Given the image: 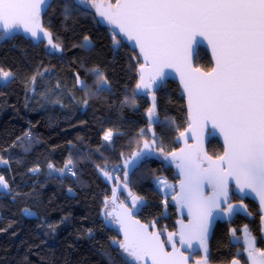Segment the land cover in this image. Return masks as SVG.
Listing matches in <instances>:
<instances>
[{
  "label": "trees",
  "instance_id": "obj_1",
  "mask_svg": "<svg viewBox=\"0 0 264 264\" xmlns=\"http://www.w3.org/2000/svg\"><path fill=\"white\" fill-rule=\"evenodd\" d=\"M42 19L58 50L46 39L0 38V68L13 74L7 83L0 81V176L9 184L0 190V264H125V259L136 264L112 243L121 237L107 208L114 188L123 202L131 200V192L142 200L135 206L138 219L160 232H175L176 207L154 180H178L159 154L178 148L176 138L189 123L185 98L178 83L168 80L155 90V115L149 117L153 97L136 90L140 57L100 22L92 4L53 0ZM195 65L213 67L205 48ZM94 70L106 77V85ZM109 130L112 139L105 141ZM143 150L146 155L132 167ZM208 151L221 156L220 140L210 139ZM70 160L73 171L65 167ZM245 203L250 217L239 213L216 225L212 263L241 259L245 226L261 241L259 207Z\"/></svg>",
  "mask_w": 264,
  "mask_h": 264
},
{
  "label": "snow or ice",
  "instance_id": "obj_2",
  "mask_svg": "<svg viewBox=\"0 0 264 264\" xmlns=\"http://www.w3.org/2000/svg\"><path fill=\"white\" fill-rule=\"evenodd\" d=\"M89 3L91 0H79L78 6ZM45 4L51 7L50 0H0V26L4 30L0 38L22 28L32 38L41 42L46 39L51 48L58 50L59 45L53 44L51 33L40 23ZM94 7L101 17L135 40L145 62L151 64L148 81H145L144 67L139 69L137 92L151 89L164 75V67L183 64L186 71L181 75V82L188 95L189 116L193 123L211 121L224 135L225 151L216 160L202 158L199 147L181 150L171 158L164 157L175 161L180 170L183 179L179 202L187 206L193 217L187 225L181 222V243L191 247L195 240L204 252V259L197 264H207L211 212L226 210L231 215L236 207L227 204L226 209L220 208L221 201L227 202L228 178H234L241 191L245 188L254 191L264 206V0H117L103 11L100 9L104 5ZM64 11L67 14V7ZM196 34L206 36L212 45L216 67L211 72H201L187 62L188 45ZM97 76L100 85L107 84L102 73L97 71ZM10 77L11 72L0 68V79L7 81ZM35 79L33 76V83ZM154 101L153 95L149 117L155 115ZM112 135L111 130L107 131L104 140L111 141ZM149 147L145 142L144 148ZM202 159L207 160L206 168L202 167ZM71 164L70 160L65 167ZM97 167L105 177L111 178L104 168ZM124 175L127 179V173ZM205 181L213 188L212 196L203 195ZM158 183L166 188L173 187L166 181ZM0 187H8L3 176H0ZM121 187L127 190L128 185L124 183ZM128 195L133 207L142 203L141 198L133 197L131 192ZM115 199L114 188L113 203ZM107 205L106 199L105 207ZM25 213L28 214L27 209ZM117 222L124 230V240L112 243L120 250L122 258L146 260L150 264H186L187 257L174 254L175 245L173 253L166 252L159 235L150 233L147 225L133 221L127 209L123 216H117ZM243 232L247 258L252 264H264V252L257 253L255 239L247 226ZM171 239L172 234H169ZM125 264H129L127 259ZM232 264H239V261L234 260Z\"/></svg>",
  "mask_w": 264,
  "mask_h": 264
},
{
  "label": "water",
  "instance_id": "obj_3",
  "mask_svg": "<svg viewBox=\"0 0 264 264\" xmlns=\"http://www.w3.org/2000/svg\"><path fill=\"white\" fill-rule=\"evenodd\" d=\"M52 1L53 0H50V3ZM75 1L79 2V0H75ZM93 1H94V5H104V8L100 9L101 11L105 10L106 6L108 4L115 5L117 2V0H114V1L113 0H93ZM49 8L50 7H48V5L45 4L43 6V10L41 12L40 23H41V26L45 30H47V29L44 27L42 17H43V15H45L47 13V10ZM95 11H96L97 16L99 17L100 22H102L105 26H107L111 30H113V32L118 37H120L123 42H125L129 47H131V49L133 51L137 52L138 57H140V60L142 63L141 66H143L145 69V81H148L149 80V72L152 70V66H151V64L145 62V60L143 58V54L140 52L139 45L136 43V41L133 39H129L123 32H121L119 30L118 27L109 23L105 18L101 17L99 15V12L97 11L96 7H95ZM3 32H4L3 27L0 26V33H3ZM16 34L22 35L25 38H30L32 40L38 41L37 39L32 38L30 36V34L25 32L22 28H16L12 32L4 34L2 36V41H5L6 39H9L13 36H16ZM201 47L205 48L207 50V52L209 54H211L213 67L209 71H206L202 67H197L195 65V59H196L197 53ZM187 62L191 65L192 68L199 69L201 72H204V73L211 72L213 70V68L216 67V62H215V57L213 55L212 45L209 43L208 38L206 36L196 34L192 38V40L190 41V43L188 45ZM141 66H140V68H141ZM185 71H186L185 66L183 64H180V63H177L174 66L164 67L162 69V72L164 75L162 76V78L160 80L157 81L156 84L152 85L151 89H144L141 92H137V93H139V94H148L149 93V98H152L155 90L159 86H161L163 83L168 82V80H172V81H175L176 83H178L179 87L181 88L182 94H183L185 101H186V109H188V95L184 89L182 82H181V75ZM140 75H141V73H140ZM139 83H140V81H139ZM188 120H189V123H188L187 127L184 130H182V132L176 138L178 148L172 150L171 152L166 153L165 157L171 158L172 154L179 155L181 153V150L187 151L188 149H196L197 147H199L200 156L202 158L203 157H209L212 160H216L218 157L211 156V154L208 151V144L210 142V139L217 138L218 140H220V142L223 146V150L225 151L224 135L220 131L219 127H213V124L211 121L197 122L194 124L191 117L189 116V109H188ZM182 133H183V135H181ZM223 154H224V152H223ZM165 161L170 166H173L174 170L176 171V174L178 175V180L176 182V185H177L176 186V192L174 194V197H176V199H172L170 204L177 208V215L179 218L176 221V228L177 229H176L174 235L179 238V242L178 241L172 242L171 240H168V241L164 240L160 230L157 228L156 225L152 226V225L147 224V223L141 221L140 219H138L136 217V208L133 207V205H129L125 202L119 203L117 198L115 199V202H114V204H115L114 209L115 210H113L111 212V214L117 220V216L118 215L123 216L124 210L127 209L131 213V219L133 221H138L139 224H141V225H147L148 231L150 233H157L159 235V239L163 243L164 250L166 252L173 253V245H175V252H174L175 255H177V256L182 255L183 257H187L186 264H197V261H202L204 259V252H203L202 248L199 246V244L195 240L192 241L191 247H189L187 243L182 244L181 243V237H180L181 222H183L184 225H187L189 223V221H191L193 218L189 214L187 206L186 205L182 206L181 203L179 202L180 195H181L180 194V181H181V179H183V177L180 174V170L176 167L175 161H172L171 159L165 160ZM207 166H208L207 160L202 159V167L206 168ZM202 191H203V195L206 197L213 195V188H212L211 184L208 183L207 181L204 182ZM227 194H228L227 202L225 203V202L221 201L220 208L226 209L227 204H232L236 207H235L234 212L231 215H229V213L226 210L220 211V210L216 209V210H213L211 212V216L209 217V230H208V235H207V249H208L207 263L209 260L208 256H209L210 249H211L210 248V242L213 238L212 236H213L215 228L217 227L216 225L218 224V222L219 221L220 222L231 221L233 219V216H235V214L239 213V212L245 216L250 217L251 214L249 213L247 205H246V203H244V200L250 199L258 205L259 213H261L262 234L264 235V206L261 205L259 196L254 191H252L250 189L245 188L243 191H241L240 188L238 187V185L236 184L235 179L231 178V177L228 178V181H227ZM233 195L239 196L242 201H239L238 203H231V199H232ZM116 228H117L119 235L121 237V241H123L124 240V230H123L122 226L119 223H117ZM246 251H247V248L245 249V253H246ZM262 252H264V251H262ZM197 253L201 254V257L199 259L195 258V255ZM128 258L131 260V262H135L136 264H150V262H147L146 260L133 261L131 257H128ZM257 258L259 259V257H257ZM234 260L239 261V264H242V262L238 258L233 259L230 262V264H232V262ZM192 261H193V263H192ZM248 262H249V264H252V261L250 259H248Z\"/></svg>",
  "mask_w": 264,
  "mask_h": 264
},
{
  "label": "rangeland",
  "instance_id": "obj_4",
  "mask_svg": "<svg viewBox=\"0 0 264 264\" xmlns=\"http://www.w3.org/2000/svg\"><path fill=\"white\" fill-rule=\"evenodd\" d=\"M91 4L94 6V1H93V0H91V3H89V5H91ZM5 72H6V71H5ZM7 72H9V71H7ZM12 77H13V74H12ZM12 77H10L9 79H11ZM0 81L4 84V83H7L8 80L5 81V80L0 79ZM145 153H146L145 150L140 151L139 153H136L135 156L132 158V160H131V162H130V165H132V167L135 166V164H137V163L140 161V159H141L142 157H144V155H146ZM159 155L162 156V157H165V156H166V154L163 153V152H161ZM0 164H3V160H1V159H0ZM158 181H166L168 185H171V186H173V187H171V188L163 187V186H161V184L158 183ZM6 182H7V181H6ZM154 183H155V186H157L158 189L161 191L162 195H163L164 198H165V201H170V199H171V198L173 197V195L175 194V187H176L175 182H174V181L171 182V181H169L166 177L162 176V177H157V178L154 180ZM7 185L9 186L8 182H7ZM1 188H3V187H0V190H1ZM7 188H8V187H7ZM117 200H118V199H117ZM118 201H119V200H118ZM120 202L124 203V202L121 201V200L119 201V203H120ZM125 203H126V202H125ZM127 203H129V205L132 204V203H131V200H128ZM114 205H115V204L112 202V203L108 206V208H107V209H108V213H111L113 210H115V209H114V208H115ZM28 213H29L30 215H34L35 212H31V211L28 210ZM109 216H111L110 218L113 220L115 226H117V223H118L117 220L112 216V214L109 215Z\"/></svg>",
  "mask_w": 264,
  "mask_h": 264
},
{
  "label": "flooded vegetation",
  "instance_id": "obj_5",
  "mask_svg": "<svg viewBox=\"0 0 264 264\" xmlns=\"http://www.w3.org/2000/svg\"><path fill=\"white\" fill-rule=\"evenodd\" d=\"M114 1V0H113ZM175 192H176V187H175ZM174 197V195H173ZM173 197L170 199L169 202L172 201ZM248 200V199H247ZM250 200V199H249ZM239 201H242L241 198L239 196H236V195H233L232 196V199H231V203H238ZM246 200H244V203H245ZM252 201V200H251ZM258 206V205H257ZM176 213H177V208H176ZM240 213V212H239ZM239 213H236L235 216H233V219L231 221H228V222H232L234 221L235 217L237 216V214ZM251 216V215H250ZM178 217V215H177ZM179 218V217H178ZM178 220V219H177ZM260 221H261V218H260ZM227 223V222H226ZM261 224V223H260ZM245 228V227H244ZM176 231V230H175ZM244 233V232H243ZM241 234L242 238H241V242H240V246H241V249L239 250L240 251V256H241V259H239L242 264H249L248 262V258L246 256V253H245V249L247 248V245L244 243V239H243V235L244 234ZM162 236H163V239L168 241L169 240V234H172V239L171 241L172 242H175V241H178L179 242V238L177 236H175V232H161ZM261 235H262V239L261 241L258 239V237L256 236H253L251 235L254 239H255V249L257 250V253L259 252H262L264 251V235L262 234V224H261ZM201 257V254L200 253H197L195 255V258L196 259H199ZM235 259V258H234ZM193 263V261H192ZM207 264H214L210 261V259L208 260V263ZM230 264V263H229Z\"/></svg>",
  "mask_w": 264,
  "mask_h": 264
},
{
  "label": "built area",
  "instance_id": "obj_6",
  "mask_svg": "<svg viewBox=\"0 0 264 264\" xmlns=\"http://www.w3.org/2000/svg\"><path fill=\"white\" fill-rule=\"evenodd\" d=\"M70 171H73V168L72 167H68Z\"/></svg>",
  "mask_w": 264,
  "mask_h": 264
}]
</instances>
